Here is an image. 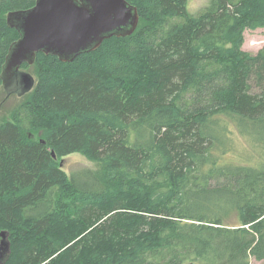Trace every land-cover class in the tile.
I'll list each match as a JSON object with an SVG mask.
<instances>
[{"label": "trees", "instance_id": "obj_1", "mask_svg": "<svg viewBox=\"0 0 264 264\" xmlns=\"http://www.w3.org/2000/svg\"><path fill=\"white\" fill-rule=\"evenodd\" d=\"M34 1L0 0V72L6 14ZM128 1L131 35L37 53L31 95L0 118V264L264 259V45L242 49L264 0ZM74 152L98 169L67 175Z\"/></svg>", "mask_w": 264, "mask_h": 264}, {"label": "water", "instance_id": "obj_2", "mask_svg": "<svg viewBox=\"0 0 264 264\" xmlns=\"http://www.w3.org/2000/svg\"><path fill=\"white\" fill-rule=\"evenodd\" d=\"M138 22L137 9L128 0H35L27 9L10 11L6 23L18 38L2 64V85L7 93L13 88L22 95L35 83L22 65H32L37 53L69 62L104 39L131 35Z\"/></svg>", "mask_w": 264, "mask_h": 264}, {"label": "rangeland", "instance_id": "obj_3", "mask_svg": "<svg viewBox=\"0 0 264 264\" xmlns=\"http://www.w3.org/2000/svg\"><path fill=\"white\" fill-rule=\"evenodd\" d=\"M207 0H187V7L190 11H197L200 9ZM244 40L242 49L251 53H255L264 45V28H257L254 30L245 29ZM34 79L36 78L35 65H29L23 68ZM34 87V86H33ZM33 87L26 93L19 95L13 88H9V92L4 89L0 84V118H10L11 112L19 104H22L31 95ZM58 163L61 165V169L69 175L70 171L78 168L88 167L96 171L98 169L97 163L88 160L84 155L78 152L70 153L59 158ZM3 232V231H0ZM9 242H7V235L4 233L3 237H0V261H2L9 253ZM249 264H264V259L257 260L250 256Z\"/></svg>", "mask_w": 264, "mask_h": 264}]
</instances>
